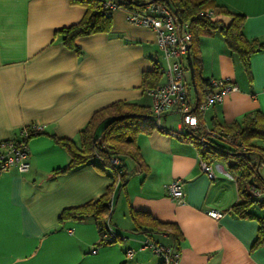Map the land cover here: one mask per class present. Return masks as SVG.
<instances>
[{"label": "crops", "instance_id": "1", "mask_svg": "<svg viewBox=\"0 0 264 264\" xmlns=\"http://www.w3.org/2000/svg\"><path fill=\"white\" fill-rule=\"evenodd\" d=\"M215 1L244 17L248 41L264 44V0ZM142 11L148 12L147 6ZM86 15L87 9L71 0H0V145L22 140V132L33 125L43 127L29 142L30 171L12 168L0 177V264H163L150 249H141L147 241L175 248L180 264H264V240L255 247L264 192L249 209L254 218L238 217L231 210L240 201L236 176L225 162L211 160L206 162L215 175L210 179L191 141L159 129L140 134L136 145L146 170L131 157L118 159L129 176L124 188L111 169L98 168V156L67 174H55L71 161L58 140L80 147V135L95 116L116 104L152 112L147 86L165 81L153 74L145 82V75L165 68L166 61L156 33L131 24L122 9L112 12L108 31L80 37L78 50L66 47L60 31ZM198 57L201 79L230 80L237 87L202 113L201 132H217L216 126L241 123L249 114L264 115V51L251 57L250 75L220 33L200 36ZM187 80L194 88L190 70ZM192 101L198 102L196 90ZM175 117L180 118L177 128L169 125ZM181 122L175 111L161 121L169 131L181 129ZM254 143L264 149V141ZM174 180L184 184L181 204L166 192ZM112 187L106 223L119 235L115 243L100 245L101 220L94 217L60 222L65 209L96 201ZM132 210L177 226L181 239L175 240L173 229L144 218L136 223ZM212 211L223 217L212 218ZM129 250L135 251L132 259Z\"/></svg>", "mask_w": 264, "mask_h": 264}, {"label": "trees", "instance_id": "2", "mask_svg": "<svg viewBox=\"0 0 264 264\" xmlns=\"http://www.w3.org/2000/svg\"><path fill=\"white\" fill-rule=\"evenodd\" d=\"M120 7L142 13L144 8L153 0H113ZM167 4L177 15L179 20L190 25L192 42L190 54L193 61L195 72V90L197 94L198 107L205 102L206 95L211 92V81L203 80L200 77V60L198 57V42L201 35H215L220 33L229 48L237 54L250 75L251 57L261 51H264V44L257 41H248L243 34L245 19L243 16L233 14L221 8L215 0H158ZM105 0H71L74 5H80L87 9V15L84 20L71 27L60 31L63 36V43L66 47L77 49L76 41L80 37L89 36L96 33L106 32L110 28L112 12L104 10ZM212 12V13H211ZM215 16H225L231 19L230 23H225ZM163 68H157L154 73L146 74L145 82L151 81V76L163 75ZM187 71L189 69L187 68ZM189 84V83H188ZM157 84H150L147 90L155 88ZM191 89V83L189 84ZM198 111V109H197ZM200 122H202V113L199 112ZM216 126V125H215ZM216 131L226 136H231L232 142H222L218 139L208 137L205 143H202V132L200 129L187 132L185 141H191L199 148L201 158L204 162L219 160L225 162L230 171L236 176L239 203L235 204L231 210L240 218L251 219L253 215L249 209L258 203L259 197H254V191L264 192V179L259 172V166L264 165V149L255 145V141H264V115L260 113L246 115L241 123H234L230 126L220 128L216 126ZM158 129L152 112L145 107L129 104H116L105 112L95 116L87 129L81 135V146L78 147L73 141L58 140L57 142L65 148L71 158L69 165L55 174H67L88 163L93 162L96 156L101 159V165H97L100 170L109 168L115 174L116 179H121L124 188L129 180L125 173V168L119 163L114 164L113 159H122V157H131L140 166L141 171H145V165L137 149L136 141L140 134H150ZM223 130V131H221ZM38 135V134H37ZM34 137V136H33ZM257 157V162L254 161ZM253 182V184H251ZM256 186V188H255ZM109 194L77 208L65 209L59 220L61 223L69 220H83L87 217H94L101 220V237L107 233L109 227L106 223V217L111 215L112 205L111 194ZM264 205V203H261ZM131 215L136 223L144 218L153 223V226L173 229V237L178 242L182 235L179 228L172 224H161L143 213H137L132 210ZM264 240V220L259 233V238L255 244L258 247ZM116 242V241H115ZM101 240L100 245L113 244Z\"/></svg>", "mask_w": 264, "mask_h": 264}, {"label": "built area", "instance_id": "3", "mask_svg": "<svg viewBox=\"0 0 264 264\" xmlns=\"http://www.w3.org/2000/svg\"><path fill=\"white\" fill-rule=\"evenodd\" d=\"M103 8L108 12L122 9L127 13V20L131 24L151 29L156 33L157 46L166 61V67L162 69L165 81L155 88L147 90V94L153 101L152 115L155 124L163 133L179 139L185 138L187 132L200 129L199 112L204 113L207 108L222 103L228 95L237 91V87L230 80H214L211 81V92L206 95L203 105L198 107V104L192 101L187 80V55L192 42L190 25L181 22L167 4L153 0L147 6L148 12L140 13L120 7L116 1L105 0ZM170 111H175L181 116L182 127L178 131H169L162 126V118ZM41 132H43L42 126L33 125L22 132V140L7 141L0 145V177L12 168H16L21 174L30 171L29 142L33 136ZM208 137L222 142H232L231 136L213 131L202 132L200 141L205 143ZM113 162L116 165L120 163L118 159H113ZM202 168L210 179H214L215 175L209 164L203 162ZM166 192L179 204L183 203L186 197L182 180H174L166 186ZM253 195L256 198L259 197V193L256 191ZM209 215L214 219L223 217L222 213L215 211L210 212ZM102 239L111 243L117 241L119 235L109 227ZM141 249H150L162 258L163 264H180L181 255L173 247L160 246L147 241ZM134 254V250H129L127 257L132 259Z\"/></svg>", "mask_w": 264, "mask_h": 264}, {"label": "water", "instance_id": "4", "mask_svg": "<svg viewBox=\"0 0 264 264\" xmlns=\"http://www.w3.org/2000/svg\"><path fill=\"white\" fill-rule=\"evenodd\" d=\"M187 62H188L189 70H190L192 84H193L194 88H196L195 87V72H194L192 57H191V54H190V48H189V52H188V55H187ZM251 184H253V182H251ZM255 188H256V186H255Z\"/></svg>", "mask_w": 264, "mask_h": 264}, {"label": "rangeland", "instance_id": "5", "mask_svg": "<svg viewBox=\"0 0 264 264\" xmlns=\"http://www.w3.org/2000/svg\"><path fill=\"white\" fill-rule=\"evenodd\" d=\"M225 17V16H224ZM191 92V98L195 99V90L194 88L190 89ZM173 123L174 126H176V128L178 127V124L180 123V118L179 117H175L171 120V123L169 125H171ZM260 173L261 175L264 177V166L260 169Z\"/></svg>", "mask_w": 264, "mask_h": 264}]
</instances>
